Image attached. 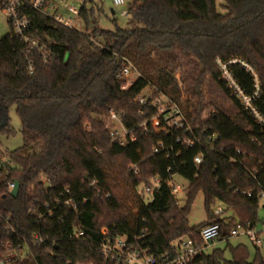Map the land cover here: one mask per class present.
<instances>
[{"label":"trees","instance_id":"1","mask_svg":"<svg viewBox=\"0 0 264 264\" xmlns=\"http://www.w3.org/2000/svg\"><path fill=\"white\" fill-rule=\"evenodd\" d=\"M225 1V14L217 0L135 3L130 26L115 30L100 27L103 11L94 0L81 9L83 29L25 4L36 49L9 20L11 32L0 39V138L15 134L9 112L16 107L23 146L0 147V264H119L101 253L103 229L157 256H173L174 242L199 238L207 225L221 224L228 233L237 221L255 224L256 196L264 193V124L239 93H258L252 106L264 120V0ZM118 58L139 74L126 89L121 66L114 71ZM209 85L228 105L209 102ZM164 98L180 104L191 131L153 127ZM112 113L121 115L134 141L130 135L125 145L112 141ZM173 177L187 182L183 206L171 190ZM156 179L160 187L150 201L144 189ZM122 187L134 197L135 214ZM200 193L207 221L192 227ZM219 203L232 211L231 220L213 214ZM77 232L83 237L74 238ZM255 249L252 262L247 246L229 241L194 264H264Z\"/></svg>","mask_w":264,"mask_h":264},{"label":"built area","instance_id":"2","mask_svg":"<svg viewBox=\"0 0 264 264\" xmlns=\"http://www.w3.org/2000/svg\"><path fill=\"white\" fill-rule=\"evenodd\" d=\"M82 1L83 7L86 4L87 0ZM145 1L147 0H132L131 2H128L127 0H112V3L114 8L127 6V11L122 15L130 16L131 6L135 3H143ZM25 4H30L31 7H33V9H35L36 11L53 17L57 22L68 27H76L75 23L79 19L82 9V7L78 9L77 7L69 6L67 8V12L73 17L71 16L66 18L62 13L58 12L59 8H57V5L51 0H0V6L6 12L11 22L14 33L18 35L25 44L30 45L32 49L39 48V44L28 34L31 23L30 20L22 13V7ZM118 60L120 61L119 66H121V69L118 73V78L121 81L125 82L123 89H126L133 84L134 80L132 81L131 78L136 73V69L127 58H118ZM222 69L225 71L226 77L228 79H231L226 70V66H223ZM30 70L32 73L34 72L33 65L30 66ZM239 95L245 105L254 113L258 121L264 124V120L259 115L257 110L252 106V99L257 97L258 93H256L253 98L244 96L242 92H240ZM140 99L142 103L146 102L143 97H140ZM163 100L165 102H163L160 106L159 115L155 116L152 119L153 127L157 131L166 130L169 127L191 131L186 114L180 104L171 102L165 98ZM110 122L112 123V141L119 140L121 145H125L128 140V136H132V132L124 126L121 115L112 113ZM115 125H118V128H116ZM131 138L133 141L135 140L133 136ZM185 143L190 147H193L195 141L188 139L185 141ZM160 147H163V145H160ZM158 151L159 149L156 148L155 152ZM196 162L200 164L202 162V157H197ZM130 169L138 173L137 165H132ZM152 183V187H147L144 189L145 195L150 199V201L153 199L155 191H157L160 187V181L158 179L153 180ZM170 186L172 192L176 196L183 192V187L177 184L175 177L172 178ZM13 187L14 184L11 185V191ZM243 195L253 198L252 192H243ZM263 197L264 193L256 196L259 209L260 200ZM67 204L69 205L70 202H67ZM219 204L215 205V210L212 212L215 216L222 218V216L229 209L223 204ZM231 217L232 216H228L225 218L230 219ZM102 233L104 234L102 242L100 244L102 255L106 260L117 261L119 264H194L196 259H198L199 257L210 254L219 243H227L233 238L241 236L246 237L254 246V248H257L260 251L264 249V219L261 218L260 215H258L255 224L248 222L247 225H243L239 221H237L234 227L228 233L225 232L224 227L221 224L207 225L201 230L199 238H181L177 242H174L171 246L174 251L173 256H171L170 254H162L161 256H157L153 253L148 252V250H146L143 245L138 246L130 243L127 237L113 238L112 236H108V232L105 229L102 230ZM83 235L84 232H77L75 233L74 238H81L83 237ZM10 259L11 257L8 258V261Z\"/></svg>","mask_w":264,"mask_h":264},{"label":"rangeland","instance_id":"3","mask_svg":"<svg viewBox=\"0 0 264 264\" xmlns=\"http://www.w3.org/2000/svg\"><path fill=\"white\" fill-rule=\"evenodd\" d=\"M51 1L57 5V8H59L58 12L62 13L63 16H65L66 18L72 16L71 14H69L67 12V8L69 6H74V7H77L78 9H80L83 5L82 0H51ZM127 1L131 2L132 0H127ZM94 2H95V5L99 6L101 8V10L103 11V12H100L97 14L101 28H104L106 30H115L117 27L127 28L130 26L129 25V23H130L129 16H123L122 15L124 12L127 11V9H128L127 6H121V7L114 8L112 0H94ZM225 4H226L225 0H217V9L222 14L227 13V11L224 7ZM111 9H114L115 14L112 13ZM75 26L79 29H83V27H84L83 24L79 21V19L75 23ZM10 32H11V25L9 23V18H8L6 12L0 6V39L5 37ZM177 74H178V78L180 79V71H177ZM138 76H139V74L136 72L132 76L131 80L135 81L138 78ZM146 92L149 93L148 91H146ZM206 95L208 97L209 102H211L212 104L228 105V103L223 99L222 94L213 85L208 86L207 91H206ZM181 99H182V102L185 103L191 99V96L183 93ZM206 113H207V111L204 114L205 116H207ZM9 116L11 119V126L14 129L15 134L10 138L1 137L0 138V147H2L5 150L13 151V150H17L23 146V135L21 132L22 124H21L20 118L17 114L16 107H12L10 109ZM110 124L112 125V123H110ZM115 127L118 128V125H115ZM175 180H176L177 184H179L183 187V192L176 196L179 205L183 206L186 203V195H185L184 190L187 186V182L180 177H176ZM122 189H123V187H122ZM122 193L124 194L125 202H126L127 206L132 211V213L135 214L137 212V209L135 206L134 197L129 196L126 189H123ZM214 210H215V206H212L211 211H214ZM232 215H233L232 211L228 210L222 216V218L232 216ZM259 215L261 216V218L264 219V197L260 200ZM205 221H207V211L205 208V198H204V195L202 193H200L197 196V198H196V200H195V202L191 208V212L189 215V224H190V226L195 227V226H198V225L204 223ZM230 243L234 247H236L239 244H243V245L247 246L249 248L250 254H251L250 260L252 262H254L255 255H256V249L254 248V246L249 242V240L246 237H242V236L241 237H235L230 241ZM226 247H227V243L223 242V243H219L214 249H216V248L217 249L218 248L225 249ZM261 254L262 255L264 254V249L261 250ZM227 256L228 257L231 256L230 251L228 252Z\"/></svg>","mask_w":264,"mask_h":264},{"label":"water","instance_id":"4","mask_svg":"<svg viewBox=\"0 0 264 264\" xmlns=\"http://www.w3.org/2000/svg\"><path fill=\"white\" fill-rule=\"evenodd\" d=\"M111 11H112L113 14H115L114 9H111ZM119 64H120V61L117 59L116 60V63H115V66H114V71L118 69ZM47 186H49L48 183H47ZM19 189H20L19 182H15L14 187H13V189L11 191V195L14 196V197H16L18 195V193H19Z\"/></svg>","mask_w":264,"mask_h":264}]
</instances>
